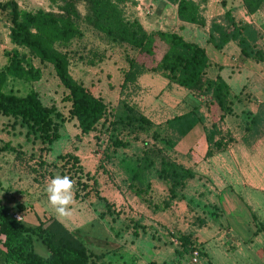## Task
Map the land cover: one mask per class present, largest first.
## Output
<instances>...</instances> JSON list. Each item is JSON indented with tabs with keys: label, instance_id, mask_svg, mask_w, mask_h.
I'll list each match as a JSON object with an SVG mask.
<instances>
[{
	"label": "crops",
	"instance_id": "1",
	"mask_svg": "<svg viewBox=\"0 0 264 264\" xmlns=\"http://www.w3.org/2000/svg\"><path fill=\"white\" fill-rule=\"evenodd\" d=\"M15 1L27 11H56L50 0L34 9ZM131 1L122 6L125 16L137 20L145 31H178L205 49L210 61L207 77L214 79L219 75L227 83L232 103L231 113L216 123L218 134L209 140L212 119L206 99L169 82L161 73H142L123 88L127 58L135 57L137 52L108 43L97 33L93 38L81 27L82 37L64 49L68 53V70L76 82L101 98L110 110L115 112L119 103L125 101L161 130L168 120L197 106L199 122L163 152L194 173L178 191L183 199H173L163 207L167 184L154 171L153 175L149 171L142 173V185L132 183L143 145L129 140L117 147L112 144L106 150L109 145L104 137L110 139L111 132L107 130L105 134L102 127H107L110 116L93 131L82 134L77 121L68 119L69 103L61 102L66 90L51 65H46L33 88L42 104L53 106L59 114V118L52 117L58 137L38 155L37 149L43 148L40 141L26 137L25 127L0 114V147L9 144L13 148L0 150V202L13 209L22 206L21 211L14 212L29 226L56 219L100 255L96 264H192L189 254L179 259L175 249L170 248L166 233L172 229L176 234L189 235L199 247L201 258L197 264H264V64L242 59L235 41L227 42L220 50L206 42L211 22L220 21L230 11L235 22L252 25L259 31L257 45L263 48L264 4L256 13L248 14L241 0H207L202 6L205 26L179 29L175 5L165 0ZM14 48L9 39V22L0 13V70L7 64L5 52ZM16 82L9 79L6 89H13ZM59 139L60 152L52 154L51 145ZM118 139L122 140L119 136ZM215 141H221L222 148H216ZM158 148L162 149L161 145ZM23 152L33 154L27 164L33 168L40 165L48 175L40 179L34 174L39 171L25 172ZM64 154L77 157L83 172L93 176L100 196L113 205L110 211L102 200L82 198L72 184L71 215L62 217L55 212L46 187L52 177L67 176L56 168L57 157ZM125 210L132 218L129 226L121 217ZM136 224L143 230L135 234ZM123 227L132 232L127 248L122 249L118 238ZM151 228L157 229L159 237L143 239L142 235L149 234Z\"/></svg>",
	"mask_w": 264,
	"mask_h": 264
},
{
	"label": "trees",
	"instance_id": "2",
	"mask_svg": "<svg viewBox=\"0 0 264 264\" xmlns=\"http://www.w3.org/2000/svg\"><path fill=\"white\" fill-rule=\"evenodd\" d=\"M56 3L57 0H50ZM57 11L21 9L15 0H0V13L9 22V39L16 47L5 52L7 64L0 70V114L19 122L26 129V137L33 135L43 147L58 137L57 124L53 116L59 118L54 107L42 104L38 93L30 87L24 95L15 90H6L8 80L32 84L41 79V67H36L31 58L40 65H51L60 84L66 90L62 101L69 103L68 119H75L82 134L93 131L100 122L111 120L105 128L112 136L122 131L145 132L158 128L141 115L136 107L121 101L115 110H110L101 98L94 96L83 85L76 82L68 70V53L64 51L71 41L82 37L81 23L87 25L108 43L126 46L135 50L136 56L127 58L128 69L124 72L122 87L133 84L145 72L161 73L169 82L176 84L194 95L207 96L206 105L211 116L212 135L218 134L216 123L231 113V101L227 83L219 76L207 77L210 61L205 49L197 42L186 40L178 31L147 32L135 19H127L122 6L131 0H60ZM175 5L179 29L186 26L202 28L205 20L202 6L207 0H165ZM76 2L85 5L86 13L81 15ZM248 14L256 13L264 0H241ZM259 31L252 25L235 22L230 11H226L220 21H212L206 42L220 50L229 41L237 42L242 59H251L264 64V47L257 45ZM22 50V51H20ZM197 106L180 116L168 120L161 132L152 133L153 143L146 146L139 163L135 165L131 181L142 185V173L154 171L167 184V199L162 202L167 207L173 199H183L178 193L194 173L174 163L164 151L174 146L176 140L187 134L199 122ZM63 120V119H62ZM104 125V124H103ZM160 139L162 149L158 148ZM114 146L124 145L113 140ZM216 148H222L221 141H215ZM44 149V148H43ZM0 150H13L4 144ZM207 154H211L210 151ZM158 158V167L155 160ZM63 164L62 172L74 179L76 191L82 198L91 196L104 201L108 211L113 205L108 203L97 188L93 176L84 173L77 157L72 154L59 155ZM158 208V207H156ZM14 209L0 202V264H96L100 255L92 251L81 239L75 237L56 219L48 218L36 226H29L12 217ZM118 214V213H117ZM136 234V232H135ZM179 246L176 256L181 259L194 246L189 235L178 234ZM42 253H41V252Z\"/></svg>",
	"mask_w": 264,
	"mask_h": 264
},
{
	"label": "rangeland",
	"instance_id": "3",
	"mask_svg": "<svg viewBox=\"0 0 264 264\" xmlns=\"http://www.w3.org/2000/svg\"><path fill=\"white\" fill-rule=\"evenodd\" d=\"M20 1V3H21V6H23V7H25V8H29V9H34V8H37V7H39V6H44V3H45V1L44 0H36V2H31L32 0H19ZM41 1H44L43 3H41ZM51 2V1H50ZM57 3H61V1L60 0H57L56 1ZM223 3H225V1H223ZM41 4V5H40ZM51 4L53 5V8L57 11V5L55 4V3H53V2H51ZM49 8L51 7L50 5L48 6ZM76 8H77V10L78 11H80L83 15L86 13V9H85V5L82 3V2H76ZM123 13H124V15H126V10L124 11L123 10ZM126 17V16H125ZM258 24H259V22H257ZM264 24V23H263ZM260 25V24H259ZM262 25V24H261ZM82 28H83V30H86V32H88V34L90 35V36H92L93 38H95V33L96 32H94L91 28H89L87 25H85V24H83V23H81V25H80ZM89 31H92V32H94V33H89ZM99 34H97V36H98ZM99 37H100V35H99ZM101 39H103V38H101ZM20 51H22V50H20ZM31 62L33 63V65L34 66H36V67H41L42 69H44V70H46L47 69V67L46 66H43V65H40V63L38 62V60L37 59H34V58H31ZM46 73H47V71H46ZM50 75H51V73H50ZM50 75H48V77L50 76ZM52 78H55V77H52ZM34 85V83H32L31 85L30 84H25L24 82H22V81H19V80H17V82L16 83H14L11 87L13 88V90H15V92H17L19 95H24L27 91H28V89L30 88V87H34L33 86ZM6 90H8V89H6ZM197 97H200V96H198L197 95ZM202 99H207V96H202L201 97ZM61 102H63L62 100H61ZM102 129L105 131V129H104V126L102 127ZM25 131H26V129H25ZM154 131H157V132H161V129H158V128H155V129H153V127L152 128H150V129H148V131H145V132H138V133H134V132H128V131H122L121 133H119V135H117V136H112L110 139H108V136L106 135H104L105 137H104V141L107 139V141H108V145L109 146H107L106 145V147H105V149L106 150H108L109 149V147L110 146H112V142H113V140L114 139H117V140H119L118 139V136L122 139V140H119V141H129V140H132L133 142H137V143H140L141 145H143V148H145L146 146H150L152 143H153V139H152V133L154 132ZM124 132V133H123ZM107 133V131H105V134ZM32 137H33V135H31V137H30V139H32ZM158 141V145L160 146L162 143L160 142V139H158L157 140ZM59 142H60V139L59 140H57V141H55L52 145H51V153L52 154H56V153H58V152H60L59 151V149H58V146H59ZM44 148V149H43ZM43 148H41V149H37V153H38V155L39 154H41L42 153V151H44L45 149H46V147H43ZM24 153V161H23V169H24V171L26 172V171H29V172H32L33 170H36L35 172H37V171H39V172H37V173H34V172H32V173H34L35 174V176L36 177H39L40 179H43L44 177H46L47 175H48V172H43V170H42V168L41 167H39V166H34V168L32 167V164H27V162L29 161V162H31V160H30V158L29 157H31L33 154H31L30 152L28 153V152H23ZM140 154V153H139ZM155 163H156V165H158V158L155 160ZM22 166V165H21ZM38 167V168H37ZM56 168H58V169H60V170H63L64 169V167H63V164L61 163V162H59V161H57L56 162ZM65 170V169H64ZM151 172H153V170L152 171H149V174H152L153 175V173H151ZM50 174H51V172H49ZM65 174V173H64ZM68 174V173H67ZM66 174V175H67ZM50 176V175H49ZM68 176V178H69V175H67ZM74 179H72V184H73V187H74V189H76L77 187H76V185H75V181H76V175H74ZM81 193V195H82V192H80ZM120 213H121V211H120ZM129 214H130V212H128L127 210H125L124 212H122V216L121 217H123L122 219H124V223H128V226L129 225H131V222H128L129 221V219H132L130 216H129ZM120 215V214H119ZM135 229H136V233H138V232H142V230H143V227L141 226V225H137L136 224V227H135ZM121 231L122 232H120L119 234H121L122 233V236H120V238H118V240H119V243H120V245H121V248L123 249V248H127V245H128V239L129 238H131V232H132V230L131 231H129L128 232V229H127V227H123L122 229H121ZM150 232H149V234H143L142 235V237H143V239H150V236H152L153 238L152 239H155L156 237H159V234H157V229L155 230V228H151L150 230H149ZM166 233V232H165ZM162 235H164V234H162ZM166 235H167V237H168V243H169V246H170V248H176V246H174L173 245V243L170 241V237L172 236V235H177L176 234V232H175V230L174 229H172V232L170 231V230H167V233H166ZM136 236H138V234L136 235ZM116 237V236H115ZM198 247V246H197ZM41 252V251H40ZM42 253V252H41Z\"/></svg>",
	"mask_w": 264,
	"mask_h": 264
},
{
	"label": "clouds",
	"instance_id": "4",
	"mask_svg": "<svg viewBox=\"0 0 264 264\" xmlns=\"http://www.w3.org/2000/svg\"><path fill=\"white\" fill-rule=\"evenodd\" d=\"M46 193L49 203L59 216L71 215L69 206L73 203L72 181L67 176L52 177L47 184Z\"/></svg>",
	"mask_w": 264,
	"mask_h": 264
},
{
	"label": "built area",
	"instance_id": "5",
	"mask_svg": "<svg viewBox=\"0 0 264 264\" xmlns=\"http://www.w3.org/2000/svg\"><path fill=\"white\" fill-rule=\"evenodd\" d=\"M12 217L16 220H22L21 215L16 212L12 213ZM170 241L173 243L174 246L178 247L180 244L178 234L172 235L170 237ZM189 257L192 264H197L199 262V259L201 258V251L199 247L194 246L189 253Z\"/></svg>",
	"mask_w": 264,
	"mask_h": 264
}]
</instances>
